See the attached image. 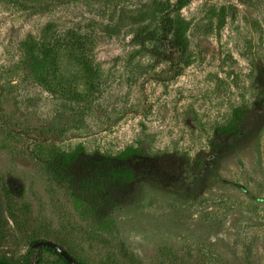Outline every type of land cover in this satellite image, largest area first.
Here are the masks:
<instances>
[{
    "label": "rangeland",
    "instance_id": "rangeland-1",
    "mask_svg": "<svg viewBox=\"0 0 264 264\" xmlns=\"http://www.w3.org/2000/svg\"><path fill=\"white\" fill-rule=\"evenodd\" d=\"M154 2L0 0L5 258L18 262L40 238L85 264H264V0H191L176 12L187 27L174 62L154 54L169 53ZM46 25L87 37L59 43L53 86L24 50ZM240 110L233 148L215 151L216 129ZM78 145L112 155L140 146L186 173L140 181L101 229L38 160ZM32 257L64 264L38 248Z\"/></svg>",
    "mask_w": 264,
    "mask_h": 264
},
{
    "label": "trees",
    "instance_id": "trees-1",
    "mask_svg": "<svg viewBox=\"0 0 264 264\" xmlns=\"http://www.w3.org/2000/svg\"><path fill=\"white\" fill-rule=\"evenodd\" d=\"M190 1L156 0L154 2V11L158 14L159 42L167 48V51L169 50V53L154 51L157 57L170 62L177 59V53H180L183 47L182 38L187 24L176 12ZM65 41L75 44L74 48L83 41L87 42V37L79 32L62 34L55 30L54 26L46 25L40 37L24 43V50L27 58L32 62L33 72L43 85L53 86V81L57 79L59 72L57 60L61 49L59 43ZM242 115L241 110L236 112L231 121L216 129V138L213 142L215 151L226 153L233 148L232 137L242 126ZM38 160L49 177L65 189L101 229L112 228L114 208L132 194L133 187L140 181L154 179L163 184H173L181 181L186 173L182 161L175 162L164 155H151L143 147L136 145L127 146L116 155L98 150L88 152L83 145H78L71 151L53 148L42 157L38 155ZM35 241L30 244V249L18 262L0 254V264H31L36 250L31 246ZM38 249L47 250L57 255L64 264H69L63 256L50 247L41 246ZM67 250L71 253L69 249ZM129 257L134 259L132 255ZM77 260L80 264H85L82 260Z\"/></svg>",
    "mask_w": 264,
    "mask_h": 264
},
{
    "label": "water",
    "instance_id": "water-1",
    "mask_svg": "<svg viewBox=\"0 0 264 264\" xmlns=\"http://www.w3.org/2000/svg\"><path fill=\"white\" fill-rule=\"evenodd\" d=\"M41 246H47V247L54 249L61 256H63L69 264H80L78 260L67 249H65L63 246H61L59 243L55 241L48 240V239H40V240L35 241L31 247L39 248Z\"/></svg>",
    "mask_w": 264,
    "mask_h": 264
}]
</instances>
